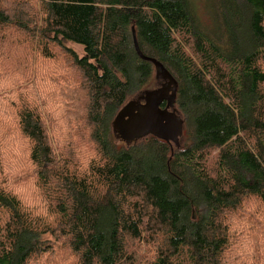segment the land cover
Wrapping results in <instances>:
<instances>
[{"label":"trees","instance_id":"16d2710c","mask_svg":"<svg viewBox=\"0 0 264 264\" xmlns=\"http://www.w3.org/2000/svg\"><path fill=\"white\" fill-rule=\"evenodd\" d=\"M216 4L207 33L189 0H0V264L57 249L75 264H226L264 246V0ZM133 29L178 81L179 147L113 132L156 76ZM46 77L56 89L14 84Z\"/></svg>","mask_w":264,"mask_h":264},{"label":"water","instance_id":"95a60500","mask_svg":"<svg viewBox=\"0 0 264 264\" xmlns=\"http://www.w3.org/2000/svg\"><path fill=\"white\" fill-rule=\"evenodd\" d=\"M133 35L138 54L154 64L156 77L162 78L164 83L127 102L112 122L113 132L127 144L154 136L179 147L185 132V120L176 107L178 81L164 64L142 54L134 29Z\"/></svg>","mask_w":264,"mask_h":264},{"label":"rangeland","instance_id":"374dc122","mask_svg":"<svg viewBox=\"0 0 264 264\" xmlns=\"http://www.w3.org/2000/svg\"><path fill=\"white\" fill-rule=\"evenodd\" d=\"M191 3L192 11L194 13V16L196 17V20L198 22L199 29L209 33L210 28L213 27L215 20L213 16V11H215L218 7L216 4V0H189ZM79 54H83V49L81 46L78 45H72ZM190 54H193L192 52H189ZM35 64H29V68H33ZM30 80L34 78L33 75L28 76ZM50 77H46L45 80H39L35 84L31 85L26 81V78L18 79L14 83L16 86L20 85H27L30 87V89H18V91H24L27 90L33 95L35 94V90L39 88H57L54 84V81L49 79ZM162 78H157L154 76V82L152 83V86L149 89L158 88L161 86ZM48 92V91H47ZM143 92V91H142ZM142 92L136 94L133 99H137V97L142 94ZM80 110V109H78ZM75 111L72 113V116H78L79 112ZM13 142V145L15 147L16 144H18L17 137H12L10 135ZM181 139V141H183ZM249 216L255 217V214L252 212H247ZM241 239V238H240ZM242 241L244 239H241ZM244 249L246 250L245 253H241L238 257H236L234 262H227L226 264H264V246L256 243V245L250 246V244L244 245ZM153 247L149 245H144V254L147 256H150L152 254ZM254 256H253V255ZM42 264H75L74 256H72L67 250L63 249H57L56 252L51 255L49 258L45 259Z\"/></svg>","mask_w":264,"mask_h":264},{"label":"flooded vegetation","instance_id":"af4514ba","mask_svg":"<svg viewBox=\"0 0 264 264\" xmlns=\"http://www.w3.org/2000/svg\"><path fill=\"white\" fill-rule=\"evenodd\" d=\"M163 83H164V80L162 79L161 85H163ZM158 88H159V87H158Z\"/></svg>","mask_w":264,"mask_h":264}]
</instances>
